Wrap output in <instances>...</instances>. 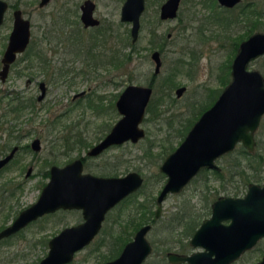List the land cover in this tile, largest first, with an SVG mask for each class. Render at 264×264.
Returning a JSON list of instances; mask_svg holds the SVG:
<instances>
[{
	"label": "rangeland",
	"instance_id": "1",
	"mask_svg": "<svg viewBox=\"0 0 264 264\" xmlns=\"http://www.w3.org/2000/svg\"><path fill=\"white\" fill-rule=\"evenodd\" d=\"M7 1L11 3L16 2L24 11V15L31 19L33 24L31 27L32 37L34 38L36 36L35 39H38V37L42 35V31L46 28L45 26H47L49 22H52L53 18H63L60 16L62 15V11L66 12V20L67 22L69 21L66 26L68 30L72 29V31H74L75 25H77L78 28L82 26L79 18V5L83 0H50L47 5L41 8L37 7L39 0ZM94 1L96 2L94 15L101 19L102 26L100 29H104L110 25L118 27L120 23L121 31L128 30L129 32L130 23L120 20V10L123 0ZM244 1H252V3L257 5L258 9H264L263 0ZM245 2H242V5H244ZM158 6V0H146V12L141 17V30L139 38L135 42L136 49L134 51L131 52V47L127 44L123 47L120 46L126 43V38L120 40L118 37H109L106 42L109 50L108 52H110V48L113 47V49L116 50L120 46L122 52L129 53L127 55L130 56L129 59L123 61L118 67L107 66L100 67L96 71L91 69L89 73L79 72L81 69H86V66L81 57H74L75 55L69 51L68 46H61L58 53H51V55L49 53V57L52 59V69L62 64V60L66 61L64 67L72 69L64 76L59 77L56 81H49L48 74L36 69L34 72L36 81L28 84L26 80L28 75H31L32 70L28 71V69L23 68L26 59H21L13 64L7 82L4 84L0 83V107H4L10 99L11 94L4 95L9 91H17L21 96L23 95L22 97L25 96L23 98L25 101H27V97L32 96L36 100V96L40 92L37 84L39 80H44L47 83V93L44 99L39 101L36 100L37 107L34 110L31 109L30 105H27V107L22 110L17 120L19 122L18 128L25 130V132L28 131L22 143H29L33 137L38 136L41 139V149L38 152L24 150L22 153L21 166L17 169H15V167H10L4 172L7 176H17L23 179L26 167L28 165H33V172L23 183V189L19 198L17 200H7L11 204V216L20 208L35 201L42 186L48 180L44 172L48 169L49 165L47 166L45 164V160L48 158L52 145L56 143V141H51L53 140L52 138L56 135L59 136L63 134L64 131L66 132L67 128H71L73 131H82L83 135L90 143L97 141L102 130H108V128L120 117V113L117 112L114 106L115 94L120 92L130 82L146 84L149 80H152L156 86L159 85L158 87L154 85V88L160 90L159 95H162L160 101L156 103V108H154V111L157 110L158 114L156 116L152 112L146 113V118L141 123L146 130V136L144 138L136 143L125 142L118 146H113L107 149L102 155L89 158L90 168H88L93 173H97L98 170L100 171V164L102 166L105 164L108 166L114 164L121 174L131 170L139 171L148 179V187L145 188V190L152 188L154 195L157 194L161 183L155 182L154 175L157 172H161L159 170V165L163 157L158 158V152L161 150L163 141H166L168 138L170 139L167 143L172 148H169V150L171 149L172 151L183 139L193 121L200 115L201 112L195 113L201 106V103L207 99L205 98L207 94L216 89L217 95V91L222 88L221 80L223 74L225 73V75H228L229 68H225V65L228 62L230 54H232L231 43L238 38L237 35L241 32L242 35H244V31L248 28L243 22L242 27H240L241 22H239L240 17H238V7L232 9L230 24L226 26L219 22L208 21V18H205V21L194 19L192 23L186 24L176 19L154 23L153 20H155L154 16L157 14L156 11L158 10ZM206 6L205 3L200 6H189L187 0H184L181 4L179 14H181L182 17L186 16L190 19L193 15L198 17L204 15L206 12L210 13V11H212L209 6ZM233 17L238 18L233 20ZM63 19H65V17ZM12 20V9H9L6 13L4 23L0 25V57L6 45L8 34L12 28ZM260 22L263 24L254 27V30L257 28L264 30V12H262ZM152 29L157 33V39H160L163 43V52L161 55L162 65L159 72L156 74L154 73L155 62L151 58L150 53L154 48L159 49V45H155L151 42L154 37ZM79 31L83 37L89 36L92 38L99 32V29L88 28L85 30L80 29ZM107 33L109 34L108 30ZM168 33H171L170 38L167 37ZM62 37L65 38V36ZM100 41L102 40L100 39ZM184 47L187 49L182 51ZM191 48L196 49L197 57L193 58L190 51ZM180 51L183 52V59L185 61H193L194 66L190 68V65H186L185 63L183 67L177 66L176 61ZM261 61L260 58L255 59L250 62L249 67L257 68L263 73ZM170 69H172V71H177L176 74H172L175 84H173L171 88L166 89L163 85L169 82L166 76L170 73ZM163 81H165V84H163ZM161 83L162 85H160ZM178 85H186V90L180 96H177L175 93L176 86L178 87ZM82 89L91 90V104H89L90 98H88V94L76 100L72 98L75 92ZM211 95L214 94L212 93ZM188 117H191L192 120L190 124H188L187 129H185L180 136L177 135V130L182 129ZM263 129L264 114L255 131V136L263 135ZM58 142L59 140L57 143ZM239 145H241V143H238L236 147ZM59 150L61 151L62 149ZM84 150L85 149H74L67 154L56 156V163L62 165L69 159L83 153ZM233 150L231 153L219 157L217 162L221 166L227 165L235 156ZM207 170L211 171L212 169ZM209 171L207 178L203 176L204 174L196 175L198 178L193 179L181 193L167 196L163 201L159 222L167 217L176 207L183 205L185 201L193 205V208L201 209L203 200L200 197V190H203L202 195H209L210 197L213 195L214 198L220 194H232L230 188L232 185L231 180L227 183V188L223 189L216 175ZM261 175L262 179L258 181L259 183L264 179V170ZM235 177L236 176H234L233 179H235ZM235 182L237 183V181ZM239 188L242 190L240 193L242 195L247 190V186L244 185ZM138 197L141 199L142 196ZM131 204L132 203L129 204L128 201H122L119 207H115L112 210L107 222L113 225L114 223H111L112 218H114L115 215L118 216L120 212L121 216H125V213L132 209ZM155 207L156 204L153 205V210ZM1 209L3 208L0 201V210ZM123 209L124 212H122ZM80 219L81 216L77 212H58L47 218L43 217L39 219L37 222L27 227L23 234L17 235L12 241H8L7 244L3 243L0 245V264L35 263V261H38L47 253V240L52 235L56 234L63 226L73 224ZM41 224H44L42 229H40ZM106 227L108 229L110 228L109 226ZM112 227L114 228L113 233L118 232L120 229L119 224H115ZM154 229L148 233V238L152 242L157 241L156 243L160 245V242L165 240V235L163 233L166 232L161 233ZM133 234L130 235L131 238ZM105 237H107L106 233L99 232L92 242L75 253L73 260L68 264H102L103 254H106L110 247V241ZM100 239L101 241L99 242ZM36 241L38 242L35 243ZM170 248L172 250L179 249L176 244H173ZM192 249H200V247H191V250ZM159 252L160 247L155 249L153 252L154 255L151 254L145 264H148L149 261H153L158 257ZM263 253L264 243L261 242L257 248L245 252L239 259L231 264H253L261 258Z\"/></svg>",
	"mask_w": 264,
	"mask_h": 264
},
{
	"label": "water",
	"instance_id": "2",
	"mask_svg": "<svg viewBox=\"0 0 264 264\" xmlns=\"http://www.w3.org/2000/svg\"><path fill=\"white\" fill-rule=\"evenodd\" d=\"M48 1L41 0L40 5ZM238 1L220 0L228 6ZM178 2L179 0L165 1L161 6V17L175 16ZM6 7L7 2L0 0V23ZM94 7L92 0H84L80 5V20L85 26L100 23L93 16ZM144 7L145 0H124L121 5L120 20L130 23L132 42L138 38ZM13 15L12 29L1 59L3 66L0 75L3 79L17 53L27 48L31 38L30 19L20 9L15 10ZM262 55L264 30L253 31L242 39L237 49L231 63L230 81L211 106L199 115L178 146L159 165L166 180L156 196L157 216L168 194L179 193L203 168L219 170L216 159L232 151L238 143L250 153L254 152L255 131L264 114V75L257 68H250L249 64ZM151 57L155 62L154 72H158L161 65L159 51L154 50ZM40 88L39 98H42L45 91L43 82L40 83ZM184 89L185 86L176 88V94L181 95ZM151 94V86L126 85L116 100L120 117L106 135L89 148L87 154L97 155L110 145L142 139L145 129L141 123ZM32 146L40 148L39 138L33 140ZM11 155L12 152L0 159V167ZM81 170L80 158L63 166H51L50 178L37 199L24 207L0 231V238L16 232L44 213L58 208H79L82 210L83 220L65 226L53 235L48 241L47 253L33 264L71 262L75 253L99 233L106 212L137 191L144 180L136 170L117 176H99ZM150 228V223L140 226L123 245L119 254L103 264H143L152 252V243L147 236ZM261 237H264V179L262 183H249L243 196L220 195L212 202L210 216L202 220L189 240L191 246H199L201 249L191 253L168 251L166 256L173 264H230L245 250L252 248ZM255 264H264V255Z\"/></svg>",
	"mask_w": 264,
	"mask_h": 264
},
{
	"label": "flooded vegetation",
	"instance_id": "3",
	"mask_svg": "<svg viewBox=\"0 0 264 264\" xmlns=\"http://www.w3.org/2000/svg\"><path fill=\"white\" fill-rule=\"evenodd\" d=\"M4 1H6L7 2V7H6V9H5V11H4V14H3V20H2V22L0 23V25H2L3 23H4V21H5V17H6V13H7V11L9 10V9H12V17H13V19H14V15H13V12L15 11V10H17V9H20L21 11H22V14L24 15V11L19 7V5L15 2V3H11V2H8L7 0H4ZM40 1L41 0H39L38 1V8H41V7H44L45 5H47L49 2H50V0L46 3V4H44V5H40ZM84 1V0H83ZM83 1H82V3H83ZM93 2H94V4H95V7H94V9H93V16H95L94 15V11H95V9H96V2L94 1V0H92ZM124 1V0H123ZM165 1H167V0H158V2H159V6H158V10L156 11V13L157 14H155V20H153V22L154 23H160V22H162V21H166V20H174V19H176V20H178L179 22H182V23H184V24H186V23H192V21L194 20V19H198V20H200V21H205L206 19L205 18H208V21H213V22H219L220 24H224V25H226V26H229V24H230V17H231V13H232V9H234V8H236V7H238L239 8V16L238 17H240V19L242 18V2H245L244 0H239L238 2H236L234 5H232V6H228V5H226V4H223V3H221L220 2V0H187V2H188V5L190 6V5H202V4H204L205 3V6L207 5V6H209L210 8H211V10L212 11H210V13H208V12H206V13H204V15H201V16H198V17H196L195 15H193V16H191V19L190 18H188V17H186V16H183L182 17V15L181 14H179V11H180V8H181V4H182V2L184 1V0H179V2H178V7H177V10H176V15L175 16H173V17H161V6H162V4L165 2ZM264 1V0H263ZM247 2V1H246ZM245 2V3H246ZM81 3V4H82ZM123 3V2H122ZM248 3H252V1H248ZM80 4V5H81ZM80 5H79V8H80ZM206 6V7H207ZM146 12V0H145V7H144V10H143V12H142V14H141V17H142V15L144 14ZM262 12H264V9H262L261 10V13ZM62 13V17L64 18L65 17V19H63L62 18V20H59V19H54L53 18V20H52V22H53V25H51V27L52 28H59V27H61V25H64V28H66V26H67V24L69 23V21L67 22V20H66V12L65 11H62L61 12ZM80 15H81V9H80ZM238 15V14H237ZM25 16V15H24ZM61 16V15H60ZM25 17H28V16H25ZM95 17H97V16H95ZM237 17V18H238ZM29 18V17H28ZM79 18H80V16H79ZM98 19H99V21H100V23L98 24V25H93V26H90V25H88V26H85L82 22H81V20H80V22L82 23L81 25V27H80V29L81 30H85V29H88V28H92V29H94V28H96V29H98V27H100V26H102L101 25V19L99 18V17H97ZM237 18H235V17H233V20H236ZM30 19V18H29ZM61 19V18H60ZM239 19V22H241V25H240V27H242V22H243V24H245V22L244 21H242V19L240 20ZM30 22H31V27H32V21H31V19H30ZM125 22H127V21H125ZM140 22H141V18H140ZM238 22V21H237ZM49 23H51V22H49ZM261 24H263V23H259L258 24V26L259 25H261ZM12 25H13V20H12ZM246 25V24H245ZM46 27V26H45ZM12 29V28H11ZM46 29V28H45ZM44 29V30H45ZM43 30V31H44ZM140 30H141V25H140ZM140 30H139V34H140ZM262 29H259V28H257L256 30H254V31H261ZM43 31H42V35L41 36H39L38 37V39H36V40H39V39H41L42 37H43ZM10 32H11V30H10ZM10 32H9V34H10ZM80 33V32H79ZM154 33V37H153V39L151 40V42L153 43V44H155V45H159V49L158 48H154V49H152V51H151V53L154 51V50H158L159 51V56H160V59H161V65H162V58H161V55H162V52H163V43L160 41V39H157L158 37V35H157V33L156 32H153ZM9 34H8V37H9ZM67 34V36H65ZM66 34L65 35H63V36H65V38L64 37H62V38H53V40L54 41H52V47H50L49 48V50L47 51V54H46V58L48 59V61H49V66H48V68H47V70H44V69H42L41 68V66L40 65H38V63H36V60H34V62H33V64H32V68H29L28 66H27V63H25L24 64V69H28V71H31L32 70V72H31V75H28V78H27V80H26V82L28 83V84H30L31 82H33V81H36V78L34 77V72L36 71V69H38L39 71L41 70V71H43L44 73H46V74H48V80L49 81H56L59 77H61V76H64L65 74H67L68 72H70L72 69L71 68H69V67H64L65 66V64H66V61L65 60H62V64H59L58 66H56L55 67V69H52V67H51V57H49V53H50V55H51V53H58L59 52V50H60V47L61 46H64V47H67V45H68V41H70V37H68V34H70L69 32H66ZM81 34V33H80ZM129 34H130V30H129ZM82 35V34H81ZM167 37L168 38H170L171 37V33H168L167 34ZM237 39L236 40H233L232 41V43H231V45H232V54H230V57H229V59H228V62H227V64L225 65V68L227 67V68H229V71H228V75L226 74L225 75V73L223 74V77H222V80H221V84H222V88L230 81V79H231V63H232V60H233V58H234V56H235V54H236V52H237V49H238V47H239V45H240V43L242 42V32L240 33V34H238L237 35ZM33 37H32V30H31V38H30V41H31V39H32ZM34 38H36V36L34 37ZM89 38H91V37H86V36H82V39H83V41L84 42H86ZM138 38H139V35H138ZM138 38H137V40H138ZM244 38H246V37H244ZM243 38V39H244ZM62 39H63V41H62ZM69 39V40H68ZM7 40H8V38H7ZM130 40H131V35H130ZM136 40V41H137ZM136 41H134V42H132L131 41V43H133L134 45H136L135 44V42ZM30 43V42H29ZM6 44H7V42H6ZM29 45V44H28ZM28 47V46H27ZM191 47V46H190ZM5 48H6V45H5V47H4V49H3V51H2V54H1V57H0V70L2 69V66H3V62H2V56H3V54H4V51H5ZM68 49H69V51L72 53V54H74L75 56L74 57H81L82 59H83V62H84V65L86 66V69H81V70H79V72H82V73H89L90 71H91V69H93V70H98L100 67H107V66H114V67H118L117 65H115L114 63H112V62H110V60H113V61H115V52H108L109 50H107L106 51V57L105 58H107V62L106 63H103L102 62V60H103V57H102V55H101V49H97V50H95L96 52H99L100 54V56L101 57H98V56H94V55H91V57H89L86 53H85V50H71L70 49V47H68ZM187 49L186 47H184L183 48V50L182 51H185V50ZM27 50V48L23 51V52H21V53H17V55H16V58H15V60L9 65V68H8V72H7V75L5 76V78L3 79L2 77H1V75H0V83H2V84H4V83H6L7 82V78H8V75H9V72L11 71V68H12V66H13V64H15L17 61H19V60H21V59H26V56H25V51ZM182 51H180L179 52V54H178V59H177V66H179V67H183V64L185 63L186 65H190V68L192 67V66H194V63H193V61H185L184 59H183V56H182V54H183V52ZM190 51H191V54H192V56H193V58H195V57H197V51H196V49H193V48H191L190 49ZM188 52V51H187ZM151 53H150V56H151ZM96 55V54H95ZM233 56V57H232ZM262 56H264V55H262ZM262 56H260V57H258V58H261ZM94 57H97V58H94ZM152 58V57H151ZM257 58V59H258ZM94 62L96 63V65H94ZM161 65H160V67H161ZM189 68V67H188ZM23 69V70H24ZM160 70V69H159ZM159 72V71H158ZM158 72H154L155 74L156 73H158ZM225 75V76H224ZM41 82H43L44 83V87H45V91H44V95H43V97L42 98H39V94L41 93V88H40V83ZM37 84H38V86H39V89H40V92H39V94H37V96H36V100L37 101H39V100H42V99H44V97L46 96V93H47V83L44 81V80H39V81H37ZM128 84H141V85H144V86H151L152 87V94H151V97H150V100H149V102H148V104H147V106H146V112H145V116H146V113L148 112V106H149V104L153 101V100H156L155 102L157 103L158 101H160V99H161V97H162V95L160 96L159 95V92H160V90H157L156 88H154V82H152V80H149L146 84H144V83H134V82H130V83H128ZM127 84V85H128ZM161 85V84H160ZM156 86V85H155ZM159 86V85H158ZM158 86H156V87H158ZM180 86H185V89H184V91L186 90V85H178V87H180ZM126 87V86H125ZM124 87V88H125ZM177 86H176V88H178ZM123 88V89H124ZM222 88L221 89H219L218 91H217V95H216V89L215 90H212V91H210L208 94H207V96L205 97V98H207V99H205L202 103H201V105H203V104H206V107L201 111V113L205 110V109H207L208 107H210L211 106V104L215 101V99L217 98V96L219 95V93L221 92V90H222ZM122 89V90H123ZM157 91H156V90ZM161 89V88H160ZM121 90V91H122ZM81 91H83L82 93H80V94H77V93H79V92H81ZM121 91L120 92H117L116 94H115V101H114V106H115V108H116V110H117V107H116V100H117V98L119 97V95H120V93H121ZM183 91V92H184ZM183 92L181 93V95L183 94ZM175 93H176V89H175ZM214 94V95H211V94ZM7 94H11V97H10V99L8 100V102H7V104L3 107V106H1L0 107V159L1 158H3V157H5L7 154H9V153H11L12 152V155H11V157L4 163V164H2V166L0 167V201H1V206H2V208L3 209H1L0 210V214H1V217H0V231L2 230V229H4L7 225H9L15 218H16V216L18 215V213L24 208H20L18 211H16L15 213H13V215L11 216L10 215V212H11V207H10V203L7 201L8 199H15V200H17L18 198H19V195L21 194V191H22V189H23V183L25 182V180L26 179H28V177H30V175L32 174V172H33V165H28L27 167H26V170H25V173H24V178L22 179L21 177H17V176H14V177H11L10 175L9 176H7L4 172L5 171H7L10 167H15V169H17L19 166H21V162H22V153H23V151L24 150H32L33 152H38L40 149H41V139L38 137V136H36V137H33L31 140H30V142L29 143H22V141H23V138L27 135V132L28 131H26L25 132V130H22V129H20V128H18V124H19V122L17 121L18 120V117L20 116V114L22 113V110L23 109H18V106H22L21 104V102H23V101H25L23 98L25 97H22L21 96V94H19L17 91H9V92H7V93H5L4 95H7ZM88 94V98H90V99H92V93H91V90H89V89H82V90H80V91H78V92H75L73 95H72V98L73 99H77V98H80V97H84V96H86ZM177 95V94H176ZM211 95V96H210ZM177 96H180V95H177ZM213 96V97H212ZM211 97V98H210ZM27 101V103H29L30 101H31V109L32 110H34L36 107H37V105H36V100L34 99V97L32 96V97H27V99H26ZM0 101H1V98H0ZM211 103V104H210ZM210 104V105H209ZM27 107V106H26ZM25 107V108H26ZM155 108H156V105H155ZM117 112H118V110H117ZM119 113V112H118ZM200 113V114H201ZM153 114L154 115H156L157 116V114H158V112H157V110H155L154 112H153ZM155 116V117H156ZM199 117V116H198ZM146 117H144V119H145ZM143 119V120H144ZM143 122V121H142ZM195 122V120L193 121V123ZM192 123V124H193ZM114 124V123H113ZM112 124V125H113ZM192 124L190 125V127L192 126ZM112 125L108 128V130H106V129H104V130H102V133H101V135L98 137V139H97V141H95L94 143H90L86 138H85V136L83 135V132L82 131H80V130H75V131H73V130H71V128H67V130H66V132L64 131V133L63 134H61V135H59V136H55L54 138H52L53 140H51V141H56V143H54L53 145H52V149L50 150V153H49V155H48V158L45 160V164L48 166L49 165V167H48V169L44 172L45 173V176H47L48 177V180H49V178H50V168H51V166H53V165H58V166H63V165H65V164H67V163H69V162H71L72 160H74V159H76V158H80L81 159V161H82V172H88V173H91V174H94V175H99V176H117V175H122L121 173H119V171L118 170H116V171H113V168H115L116 167V165H114V164H112V165H110V166H108V165H99V168H100V171L98 172L97 171V173H93L89 168V158H92V157H97V156H100V155H102L107 149H109V148H111V147H113V146H118V145H120V144H113V145H110V146H108L107 148H105L102 152H100L99 154H97V155H89V154H87V151L89 150V148L91 147V146H93L95 143H97L99 140H101L105 135H106V133L110 130V128L112 127ZM190 127L188 128V130L190 129ZM145 129V128H144ZM65 130V129H64ZM188 130H187V132H188ZM70 132H72V133H79L80 132V134L82 135V139H84V140H87L88 142H89V144L86 146V147H82L81 149H85L84 150V152L83 153H80L79 155H77V156H75V157H73V158H71V159H69L68 161H66L65 163H63L62 165L61 164H57L56 163V156H59V155H61V154H67L68 152H70L71 150H74V149H79V150H81L80 148H78V147H74V148H71V146L69 145V144H63V142H62V140H63V136L64 135H66V134H70ZM187 132H186V134H187ZM185 134V135H186ZM145 136H146V130H145ZM144 136V137H145ZM143 137V138H144ZM185 137V136H184ZM183 137V138H184ZM35 138H39V140H40V148L39 149H35V148H33V146H32V142H33V140L35 139ZM256 138V137H255ZM59 140V142L57 143V141ZM141 140V139H140ZM183 140V139H182ZM181 140V141H182ZM180 141V142H181ZM125 142H131L130 140H128V141H125ZM124 142V143H125ZM138 142V141H137ZM132 143H136V142H132ZM123 144V143H122ZM178 146V145H177ZM176 146V147H177ZM256 147V146H255ZM59 149H62L61 151L59 150ZM175 149V148H174ZM56 150H57V152H56ZM255 151V150H254ZM171 152V151H170ZM231 152V151H230ZM230 152H228V153H230ZM228 153H224V154H222V155H225V154H228ZM252 153H254V152H252ZM168 154V153H167ZM166 154V155H167ZM165 155V156H166ZM222 155H220L219 157H221ZM165 156H164V158H165ZM218 157V158H219ZM164 158H163V160H164ZM217 158V159H218ZM217 159H216V162H217ZM162 160V161H163ZM162 163V162H161ZM160 163V164H161ZM217 164L220 166V169L219 170H216V169H212L211 171H215V172H221L222 171V168L224 167V166H221L218 162H217ZM89 167V168H88ZM30 168V172L28 173V169ZM207 169H209V168H203V169H201L196 175H198V174H200V173H202L203 171H205V170H207ZM211 169V168H210ZM207 171H209V170H207ZM139 172V171H138ZM4 173V174H3ZM127 173V172H126ZM3 174V175H2ZM125 174V173H124ZM142 174V173H141ZM164 174V173H163ZM21 175V174H20ZM194 176L191 180H190V182H192V180L194 179V178H196L197 176ZM142 176L144 177V180H145V178H146V176H144L143 174H142ZM164 176H165V179H164V181L161 183V186H160V188H159V190L161 189V187L163 186V184L165 183V180H166V175L164 174ZM47 180V181H48ZM144 180H143V183H144ZM47 181H46V183H47ZM229 181H230V179H229V177H227V179L224 181L225 182V184H226V187L228 186L227 185V183H229ZM189 182V183H190ZM45 183V184H46ZM189 183H187L185 186H184V188L179 192V193H181L185 188H186V186L189 184ZM251 183V182H250ZM255 183H259V182H255ZM262 183V182H261ZM44 184V185H45ZM43 185V186H44ZM143 185V184H142ZM248 185H249V183H248ZM248 185H247V188H248ZM42 186V187H43ZM142 187V186H141ZM141 187L137 190V191H135V192H133V193H131L130 195H132V194H134V193H136V192H138L140 189H141ZM42 189V188H41ZM224 189V188H223ZM149 190V189H148ZM159 190H158V192H159ZM41 191V190H40ZM247 191V190H246ZM158 192H157V194H158ZM209 192H210V189H209ZM179 193H174V194H179ZM157 194L155 195V204H156V207H155V209H154V219H156V220H159V217H160V215H161V210H162V208H161V210H160V212H159V214H158V216L156 215V208H157V203H156V196H157ZM245 194V193H244ZM243 194V195H244ZM168 195H170V194H168ZM167 195V196H168ZM220 195H229V194H220ZM220 195H218V196H216L213 200H212V202L215 200V199H217ZM242 194H240V195H237V196H243ZM232 196H235V195H232ZM128 197V196H127ZM167 198V197H166ZM165 198V199H166ZM126 198H124L123 200H125ZM164 199V200H165ZM123 200H121L120 202H118L117 204H115L113 207H111L107 212H106V214H105V218H104V220L102 221V226H101V228H100V230H99V232L103 229V228H105L106 226H109L110 228L108 229V230H114V228L112 227V226H114L115 224H118V216H116L115 215V217L114 218H112V220H111V223L113 224V225H111L110 223H108L107 221H108V217L111 215L110 213L112 212V210L116 207H119V204L123 201ZM34 202V201H33ZM212 202H211V204H210V213L209 214H207L206 216H204L203 218H202V220L204 219V218H207V217H209L210 216V214H211V205H212ZM29 205V204H28ZM162 205H163V203H162ZM26 207V206H25ZM7 209V210H6ZM58 212H62V213H68V212H71V213H73V212H77V213H79V215L81 216V219L79 220V221H76L75 223H73V224H76V223H79V222H81L82 220H83V215H82V210L81 209H79V208H58V209H56V210H54V211H52V212H47V213H44V214H42L41 216H39V217H37L36 219H34V220H32L31 222H29L27 225H25L23 228H21V229H19V230H17L16 232H14V233H11L10 235H8V236H3V237H1L0 238V245L1 244H7V242L8 241H12V239L14 238V237H16L17 235H20V234H23V232L25 231V229L27 228V227H29L30 225H32L33 223H35V222H37L39 219H41V218H43V217H49L50 215H54L55 213H58ZM202 220H201V222H202ZM201 222H200V224H201ZM147 223H150L151 224V228H150V230L148 231V233L151 231V230H153L154 229V224L151 222V221H148V222H146V223H143V224H141L140 226H142V225H144V224H147ZM73 224H70V225H73ZM199 224V225H200ZM70 225H65V226H70ZM198 225V226H199ZM65 226H63V227H65ZM140 226H138V228L140 227ZM198 226H197V228H198ZM44 227V224H41L40 225V229H42ZM62 227V228H63ZM61 228V229H62ZM137 228V229H138ZM196 228V229H197ZM60 229V230H61ZM137 229H135V231L137 230ZM195 229V230H196ZM59 230V231H60ZM58 231V232H59ZM135 231L133 232V233H135ZM57 232V233H58ZM194 233V232H193ZM55 235V234H54ZM134 235V234H133ZM53 236V235H52ZM51 236V237H52ZM147 236H148V234H147ZM192 236V235H191ZM191 236H190V238H191ZM50 237V238H51ZM49 238V239H50ZM190 238L188 239V243H189V246H190V249H189V251H187V252H182V251H180V249H178V250H172V249H169V250H167L166 252H165V257H166V261L169 263V264H173V263H170L169 261H168V259H167V256H166V253L168 252V251H177V252H180V253H191L192 251H194V250H199V249H192L191 250V247H193V246H191V244H190V242H189V240H190ZM49 239L47 240V243H48V241H49ZM149 239V238H148ZM38 240V239H37ZM150 240V239H149ZM26 241H27V239H26ZM151 241V240H150ZM38 241H36L35 243H37ZM92 242V241H91ZM261 242H263L264 243V237H261V238H259L258 239V241L256 242V244L252 247V248H250V249H248V250H245L243 253H242V255L245 253V252H247V251H249V250H251V249H255V248H257L258 247V245H259V243H261ZM151 243H152V241H151ZM199 247V246H198ZM152 249H153V243H152ZM200 249H201V247H200ZM152 253V252H151ZM263 255H264V253H263ZM262 255V256H263ZM150 256V255H149ZM149 256L147 257V259L149 258ZM262 256H261V258H262ZM241 257V256H240ZM239 257V258H240ZM114 258V257H113ZM238 258V259H239ZM260 258V259H261ZM12 259V258H11ZM147 259L145 260V262L147 261ZM259 259V260H260ZM237 260V259H236ZM235 260V261H236ZM258 261V260H257ZM256 261V262H257ZM37 262V261H36ZM105 262V261H104ZM103 262V263H104ZM145 262L143 263V264H145ZM234 262V261H233ZM256 262H254L253 264H255ZM70 263V262H69ZM102 263V264H103ZM68 264V263H67ZM181 264H188V263H181ZM231 264V263H230Z\"/></svg>",
	"mask_w": 264,
	"mask_h": 264
},
{
	"label": "trees",
	"instance_id": "4",
	"mask_svg": "<svg viewBox=\"0 0 264 264\" xmlns=\"http://www.w3.org/2000/svg\"><path fill=\"white\" fill-rule=\"evenodd\" d=\"M242 15V21L245 22L246 26H248V28L244 31L245 34L242 35L243 39L254 31V27L258 26L262 13L261 10L258 9L256 4L246 2L244 5H242ZM51 25H53V22L47 24L46 29L43 31V37L41 39H31L27 50L25 51L26 63L29 68H32V64L34 60H36V63H38V65H40L42 69L47 70L49 66V61L46 58V54L49 48L52 47V41H54L53 38H62V36L65 35L66 32L70 33L68 34V37H70V41L67 42V46L70 47L71 50H85V53L89 57H91V55L101 57L99 55L100 53L95 51L97 49H101L103 63L107 62V58H105L106 51L108 50L106 42L108 41L109 37H118L120 40L126 38V43H123L120 46L123 47L126 44L129 45L131 47V52L136 49V46L131 43L130 34L128 30L121 31L120 23L118 24V27H113L111 25L104 29H100L101 26L98 27L99 32L91 39H88L86 42L83 41L82 35L79 33L80 28H78L77 25L74 26V31H72V29L68 30L67 27L64 28V25H61V27L59 28H52ZM107 30L109 34L107 33ZM154 31L155 30L152 29V33ZM65 36H67V34ZM99 38L102 41H100ZM120 46L116 50H114L113 47L110 48V52H115V61L110 60V62L114 63L117 66L121 65L123 61L130 58V56L127 55L129 53L122 52V48ZM260 59L262 60L261 66L263 67L264 75V56H262ZM94 65H96L95 62ZM169 72L170 73H168V75L166 76V78L168 77L167 80H169V82L165 84V81H163V84H165L163 86H165L166 89L171 88L173 84H175V81L172 78V74L177 73L176 70L172 71V69H170ZM90 100L91 99H89V104H91L92 102ZM155 101L156 100H153L149 104L148 112H154V108L156 105ZM21 103L22 106H18V109H24L27 105H31V101L29 103H27L26 101H23ZM205 107L206 104L201 105L195 114L201 112ZM191 120L192 118L188 117L187 122L183 124L182 129L177 130L176 134L180 136L183 131L187 129L188 124H190ZM255 137L256 147L254 153H250L243 145H239L233 150L235 156L233 157L231 162H228V164L222 168L221 172L209 171L216 175V178L220 182V186L224 189L227 188L224 181L227 179V177H229L232 182V185L230 187L232 192L231 195H240V193L242 192V190L239 188L240 186H247L250 182H258L262 179L261 174L264 170V134L260 136L256 135ZM168 141H170L169 138L166 139V141H163L161 145V150L158 152V158H164V156L171 151L172 148L167 143ZM62 142L63 144H69L71 148L78 147L80 149L82 147H86L89 144L87 140L82 139V135L80 134V132H70V134L64 135ZM169 148L171 149L169 150ZM116 170L117 167L113 168V171ZM198 175H203L205 176V178H207L208 171L205 170ZM234 176H236L237 178L235 177V179H233ZM197 178L198 177L194 179ZM164 179L165 176L162 172H157L154 175V180L157 183H162ZM235 181H237V183ZM147 184L148 179L146 177L141 189L138 192L129 195L128 197H126L125 200H123L128 201L129 204L132 203V209L126 212L125 216H121V212L120 214H118V218L120 217L118 220V224L120 227L118 232L113 233V230H108L107 227L103 228L100 231L102 233H106L107 237L105 238H108L107 240L110 241V247L107 253L103 254V262L117 256L121 251L123 245L131 239L130 235L133 234L135 229H137L138 226H140L141 224L146 223L148 221H151L154 224V228H156L154 230H157V232H166L163 233L165 235V240L161 241L160 245L159 243H156L157 241L152 242L153 249L151 254H153L155 249H158L159 247L160 252L158 254V257H156L153 261H149L148 264H169L166 261L165 252L171 249L170 246H172L173 244H176V246H178L180 251L182 252L189 251L190 246L188 243V239L193 234L197 226L200 224L202 218L210 213V204L214 199L213 195L211 197L209 195H202L203 190H200V197L203 200V205L201 209L193 208V205H191L188 201H185L183 205L176 207L167 215V217L163 218V220L159 222V220L154 219L153 216V205L155 204L154 191H152V188H150L149 190H145V188L148 187ZM138 196H142L141 199ZM122 212H124V209ZM101 239L99 240V242L101 241Z\"/></svg>",
	"mask_w": 264,
	"mask_h": 264
}]
</instances>
